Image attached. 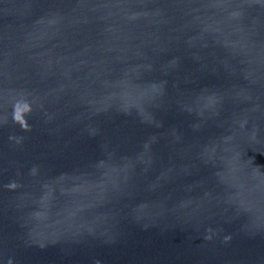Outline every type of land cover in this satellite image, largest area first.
<instances>
[{"label":"water","instance_id":"water-1","mask_svg":"<svg viewBox=\"0 0 264 264\" xmlns=\"http://www.w3.org/2000/svg\"><path fill=\"white\" fill-rule=\"evenodd\" d=\"M0 264H264V0H0Z\"/></svg>","mask_w":264,"mask_h":264}]
</instances>
